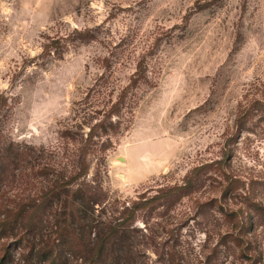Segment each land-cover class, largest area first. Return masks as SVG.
Listing matches in <instances>:
<instances>
[{"label":"rangeland","instance_id":"obj_1","mask_svg":"<svg viewBox=\"0 0 264 264\" xmlns=\"http://www.w3.org/2000/svg\"><path fill=\"white\" fill-rule=\"evenodd\" d=\"M121 95L115 130L86 143ZM263 98L264 0H0V210L38 204L83 153L100 188L74 227L87 254L140 194L192 185L136 211L122 248L61 264H264ZM61 196L0 239L6 264L61 249Z\"/></svg>","mask_w":264,"mask_h":264},{"label":"trees","instance_id":"obj_2","mask_svg":"<svg viewBox=\"0 0 264 264\" xmlns=\"http://www.w3.org/2000/svg\"><path fill=\"white\" fill-rule=\"evenodd\" d=\"M53 43L54 42H51L45 45L44 49H47V51L50 50ZM122 99L123 95H121L115 103H112L101 119L89 128L86 134V143L90 142L98 130H102L105 134L108 128L114 127L113 131L115 130L116 126L112 125L111 118L117 114ZM251 106L260 109L264 108V98L254 100ZM247 113L248 111L244 107V109L236 115L235 124L238 126L239 130H244L243 121L246 115H248ZM107 121L108 125L105 124ZM86 146L87 145H84L85 148ZM5 158V156H0V170L5 167ZM78 164L79 166L75 174L69 177L68 181L60 183L58 186L54 185L43 192L39 197L40 200L38 204L32 206L34 204L33 202L28 206L19 205L15 209L0 210V239L5 238L7 234H13V231L16 230L18 226H21L24 232L28 234L34 229L39 215L42 217L45 205L48 201L55 196L61 198V193H63L64 202L62 211L58 217L60 218L58 222V236L61 242V249L56 251L53 246L46 245L35 254L36 262L32 263L26 260L27 264H61L66 255L79 258L86 255V257H90L91 262L96 263V261L103 256L105 251L107 255L108 251H110V247H121V241L127 239L125 223L132 218L136 211L150 208L158 203H170L186 195V192L190 190L192 185V177L187 176L184 183L160 190L152 196H147L145 193L140 194L136 200L131 202L130 206L122 208V221L117 222L113 226L109 225L103 232H96L91 251L87 254L86 248L83 243V245L80 243V238L78 234L75 233L74 227L76 223L83 221L81 209H88L87 207H93L100 202V188L98 185H93L89 181L86 182L84 179L88 174V164L85 161V154L82 153L81 157H79ZM223 177L225 186L220 191H222L221 194L224 196L228 190L232 189L231 187L235 183V180L229 178L225 173H223ZM211 204L216 206L217 211L225 217L230 216L231 212L223 210L222 206L220 204L218 205L215 200H211ZM6 256H8V254L5 252L4 255L0 257V264H6ZM100 262L107 264L103 261Z\"/></svg>","mask_w":264,"mask_h":264}]
</instances>
